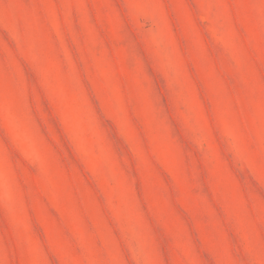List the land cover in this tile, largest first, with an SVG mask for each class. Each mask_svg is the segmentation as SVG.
I'll return each instance as SVG.
<instances>
[{"label": "rangeland", "instance_id": "obj_1", "mask_svg": "<svg viewBox=\"0 0 264 264\" xmlns=\"http://www.w3.org/2000/svg\"><path fill=\"white\" fill-rule=\"evenodd\" d=\"M0 264H264V0H0Z\"/></svg>", "mask_w": 264, "mask_h": 264}]
</instances>
